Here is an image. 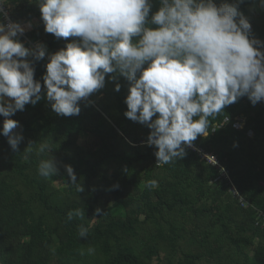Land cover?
<instances>
[{
  "label": "trees",
  "instance_id": "1",
  "mask_svg": "<svg viewBox=\"0 0 264 264\" xmlns=\"http://www.w3.org/2000/svg\"><path fill=\"white\" fill-rule=\"evenodd\" d=\"M227 2L237 4L264 52V5ZM6 5L47 53L41 60L26 58L41 83V99L11 117L23 136L18 148L0 134V264H264V101L252 105L244 96L225 106L209 117L207 137L185 146L183 158L158 166L157 148L147 144L151 129L125 116L130 82L118 73L106 74L104 87L79 102L78 115L52 110L46 64L80 38L47 33L38 0ZM151 5L147 26L155 28L150 20L160 0ZM236 120L240 128L232 126ZM3 121L0 115V128ZM45 142L51 151L37 154ZM208 155L216 164L202 157ZM52 156L58 173L40 176V160ZM65 165L72 166L82 192L70 183ZM149 180L157 186L146 187ZM76 209L85 217L69 220L67 213ZM80 225L88 228L86 237L78 235Z\"/></svg>",
  "mask_w": 264,
  "mask_h": 264
},
{
  "label": "clouds",
  "instance_id": "2",
  "mask_svg": "<svg viewBox=\"0 0 264 264\" xmlns=\"http://www.w3.org/2000/svg\"><path fill=\"white\" fill-rule=\"evenodd\" d=\"M260 3L264 5V0ZM5 4L0 0V115L4 117L0 134L16 150L23 136L14 131L19 122L11 117L41 99V83L34 80V68L26 58L43 59L46 47L28 48L17 37L23 34L32 42L23 33L25 28L7 17ZM38 4L47 33L80 38L51 54L46 64L43 81L52 110L61 116L78 115L79 102L104 87L106 74L118 73L130 82L125 116L151 129L147 144L157 148L158 166L183 158L185 146H193L198 136L207 137L209 117L225 106L244 96L252 105L264 101V52L256 46L261 42L250 38L251 25L236 3L160 0L150 20L155 28L147 26L151 0H38ZM115 89L119 91L118 83ZM32 143L25 150L30 152ZM46 150L51 151L46 142L36 149L37 154ZM202 157L216 163L211 155ZM65 169L70 183L82 192L72 166ZM57 173L53 156L40 160V176ZM156 186V180L146 183L148 188ZM229 190L237 194L232 186ZM67 217L85 215L76 209ZM87 234L88 228L80 225L78 235ZM94 251L88 249L90 254Z\"/></svg>",
  "mask_w": 264,
  "mask_h": 264
},
{
  "label": "built area",
  "instance_id": "3",
  "mask_svg": "<svg viewBox=\"0 0 264 264\" xmlns=\"http://www.w3.org/2000/svg\"><path fill=\"white\" fill-rule=\"evenodd\" d=\"M3 7H4V11L7 13V17H8L11 21H13L12 17L10 16V12H9V7H8V5L5 4ZM0 19H3V18L0 17ZM4 22L7 23L8 21H7V20H4ZM17 37H22V38H23V41H24L25 43H27V47H28V48H35V47H36V44L33 43V42H30V41H29V40H28L23 34H18ZM232 126H233L234 128H240V127L242 126V121H238V120H236L235 122H233ZM206 158H207V157H206ZM211 160H212V158H209V160H207V161L211 163ZM215 164H216V163H215Z\"/></svg>",
  "mask_w": 264,
  "mask_h": 264
},
{
  "label": "rangeland",
  "instance_id": "4",
  "mask_svg": "<svg viewBox=\"0 0 264 264\" xmlns=\"http://www.w3.org/2000/svg\"><path fill=\"white\" fill-rule=\"evenodd\" d=\"M47 53V52H46ZM48 56V55H47ZM49 57V56H48ZM6 99H10V98H6ZM250 134V133H249ZM251 135V134H250ZM83 140H84V136L83 135H81L80 137H79V142L80 143H82L83 142ZM58 181L56 180V181H54L53 180V183H57ZM58 184V183H57ZM100 206H102L101 204H100Z\"/></svg>",
  "mask_w": 264,
  "mask_h": 264
},
{
  "label": "crops",
  "instance_id": "5",
  "mask_svg": "<svg viewBox=\"0 0 264 264\" xmlns=\"http://www.w3.org/2000/svg\"><path fill=\"white\" fill-rule=\"evenodd\" d=\"M17 39V38H16Z\"/></svg>",
  "mask_w": 264,
  "mask_h": 264
}]
</instances>
